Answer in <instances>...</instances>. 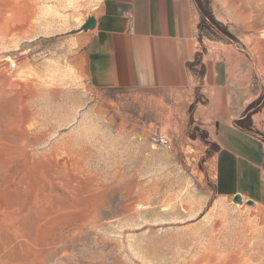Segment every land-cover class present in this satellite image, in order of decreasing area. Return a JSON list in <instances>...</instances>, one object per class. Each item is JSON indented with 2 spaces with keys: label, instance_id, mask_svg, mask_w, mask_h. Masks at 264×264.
Masks as SVG:
<instances>
[{
  "label": "rangeland",
  "instance_id": "obj_1",
  "mask_svg": "<svg viewBox=\"0 0 264 264\" xmlns=\"http://www.w3.org/2000/svg\"><path fill=\"white\" fill-rule=\"evenodd\" d=\"M103 2L0 0V264H264V209L216 187L222 122L264 142V0H194L223 76L183 102L91 86Z\"/></svg>",
  "mask_w": 264,
  "mask_h": 264
},
{
  "label": "crops",
  "instance_id": "obj_2",
  "mask_svg": "<svg viewBox=\"0 0 264 264\" xmlns=\"http://www.w3.org/2000/svg\"><path fill=\"white\" fill-rule=\"evenodd\" d=\"M199 25L194 0H104L86 48L91 86L159 93L179 102L192 92L196 76L203 81L212 76L220 88L219 61L212 66L202 56L195 65ZM232 122L218 129L217 191L264 209V142Z\"/></svg>",
  "mask_w": 264,
  "mask_h": 264
},
{
  "label": "water",
  "instance_id": "obj_3",
  "mask_svg": "<svg viewBox=\"0 0 264 264\" xmlns=\"http://www.w3.org/2000/svg\"><path fill=\"white\" fill-rule=\"evenodd\" d=\"M95 27H96V19H91L83 26V29L94 30ZM234 201L237 204H242L244 200H243L241 195H237V196H235ZM247 206L248 207H254L255 203L253 201H248Z\"/></svg>",
  "mask_w": 264,
  "mask_h": 264
},
{
  "label": "bare ground",
  "instance_id": "obj_4",
  "mask_svg": "<svg viewBox=\"0 0 264 264\" xmlns=\"http://www.w3.org/2000/svg\"><path fill=\"white\" fill-rule=\"evenodd\" d=\"M258 6V5H257ZM250 18V17H249ZM24 27V26H23ZM21 29V28H20ZM18 30V29H17ZM22 30V29H21ZM260 56V55H259ZM253 61V63H252V65L256 68L257 67V62H255V60L253 59L252 60ZM259 61H260V65H261V67H262V69H263V71H264V53L263 54H261V56H260V58H259ZM251 65V64H250ZM259 68V67H258ZM263 73V72H262Z\"/></svg>",
  "mask_w": 264,
  "mask_h": 264
},
{
  "label": "built area",
  "instance_id": "obj_5",
  "mask_svg": "<svg viewBox=\"0 0 264 264\" xmlns=\"http://www.w3.org/2000/svg\"><path fill=\"white\" fill-rule=\"evenodd\" d=\"M16 66H17L16 62L12 61V62L9 63L8 68H9L10 71H13L16 68ZM161 141L163 143L167 144V140L165 138H161Z\"/></svg>",
  "mask_w": 264,
  "mask_h": 264
}]
</instances>
